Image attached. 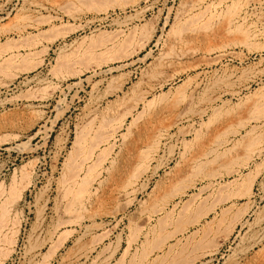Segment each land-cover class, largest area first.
I'll return each instance as SVG.
<instances>
[{
    "label": "rangeland",
    "instance_id": "374dc122",
    "mask_svg": "<svg viewBox=\"0 0 264 264\" xmlns=\"http://www.w3.org/2000/svg\"><path fill=\"white\" fill-rule=\"evenodd\" d=\"M0 203V264H264V0H0Z\"/></svg>",
    "mask_w": 264,
    "mask_h": 264
},
{
    "label": "bare ground",
    "instance_id": "6f19581e",
    "mask_svg": "<svg viewBox=\"0 0 264 264\" xmlns=\"http://www.w3.org/2000/svg\"><path fill=\"white\" fill-rule=\"evenodd\" d=\"M247 32V31H246ZM245 33V32H244ZM247 35H248V33H247ZM14 57V56H13ZM12 59V58H11ZM139 99V98H138ZM105 125V124H104ZM107 125V124H106ZM104 127V126H103ZM100 128V127H99ZM98 130V129H97ZM99 132V131H98ZM261 139H258V146H257V151L258 150H260L261 151V149H260V145H262L261 144V141H260ZM93 141V140H92ZM255 141H257V140H254L253 142H255ZM95 142V141H94ZM159 142V141H158ZM263 142V141H262ZM252 144V143H251ZM256 144V143H255ZM253 145V144H252ZM95 146V145H94ZM97 146V145H96ZM91 148H93V147H91ZM90 148V149H91ZM92 152L93 151H91L90 152V154H92ZM254 152V151H253ZM88 154H89V152H87ZM87 154V157L89 156ZM70 158H71V156H70ZM89 158H90V156H89ZM71 160V159H70ZM74 161H75V158H74ZM84 163V162H83ZM80 164V163H79ZM70 165V164H69ZM68 165V166H69ZM75 165H78V164H75ZM75 165H70L71 167H73V170L71 171V173H68V180H69V182H70V188L71 187H74V185H76V184H79L78 182H79V180L77 179V177L79 176V171L82 169V167H81V165H79V166H76L75 167ZM70 166H69V168H70ZM81 167V168H80ZM70 170H68L67 172H69ZM257 175H258V171H256L255 170V172L253 171V172H250V173H248L247 175H245L243 178H242V180H241V185H242V187H244L245 186V189H243L244 191L242 192L243 193V195L244 196H246V195H250V194H252L251 192H252V187H253V183H254V181H255V179H256V177H257ZM25 177V176H24ZM94 178V177H93ZM66 179V180H67ZM65 182V181H64ZM79 185H81V184H79ZM85 186V185H84ZM240 187V186H239ZM242 189V188H241ZM23 190V189H22ZM69 191H70V189H69ZM83 191H85V189H84V187H82V188H79V190H78V192L76 193L75 191V196H72V199H71V202H72V204L75 202V203H78L79 201H81L82 200V198H83ZM89 191V190H88ZM66 192V191H65ZM71 192V191H70ZM70 192H68V193H70ZM86 193H84V195H85ZM67 195V194H66ZM12 199H14V197L12 198ZM65 199V198H64ZM75 199V201L73 202V200ZM87 201V200H86ZM11 202V201H10ZM1 204V203H0ZM9 204V203H8ZM69 204V203H68ZM5 205V204H4ZM4 205H2V207H0L1 209H0V229H2L4 226L6 227V218H7V213H8V211L10 210H8ZM10 205V204H9ZM12 205V204H11ZM67 208V212H69V210H70V208H71V204H69L68 206H66ZM76 208V207H75ZM55 210V209H54ZM57 210V209H56ZM63 210H64V208H63ZM72 212V211H71ZM66 219V218H65ZM67 220V219H66ZM60 221V223H59V225L61 226V223L62 222H64L63 220L61 221V220H59ZM77 221V220H76ZM67 222V221H66ZM66 222H64V223H66ZM12 223V222H11ZM68 223V222H67ZM14 224V223H13ZM15 227V226H14ZM229 227V226H228ZM18 231V230H17ZM228 232V231H227ZM5 233V232H4ZM67 233L68 232H63L60 236H59V238H58V241L56 242V243H54V244H52L53 246H52V248H51V250L49 251V254L48 255H45V258L46 257H48L49 255H51L52 253H54V251L56 250V248L59 246V245H61L63 242H64V240L67 238ZM227 234V233H226ZM4 236V235H3ZM226 236V235H225ZM5 237V236H4ZM3 239V238H2ZM4 240V239H3ZM8 241V240H7ZM3 242V241H2ZM5 243H6V241H5ZM13 243V242H12ZM5 248V247H4ZM3 249V248H2ZM1 251V250H0ZM4 252V251H3ZM43 258V257H42ZM34 260L32 259L31 261H30V264H34Z\"/></svg>",
    "mask_w": 264,
    "mask_h": 264
}]
</instances>
